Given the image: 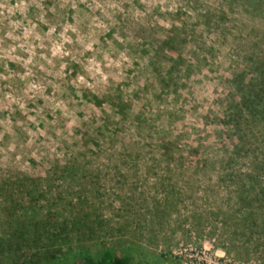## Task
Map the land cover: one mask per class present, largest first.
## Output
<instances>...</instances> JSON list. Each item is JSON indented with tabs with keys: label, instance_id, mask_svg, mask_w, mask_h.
<instances>
[{
	"label": "rangeland",
	"instance_id": "374dc122",
	"mask_svg": "<svg viewBox=\"0 0 264 264\" xmlns=\"http://www.w3.org/2000/svg\"><path fill=\"white\" fill-rule=\"evenodd\" d=\"M261 57L264 0H0V264H264Z\"/></svg>",
	"mask_w": 264,
	"mask_h": 264
},
{
	"label": "trees",
	"instance_id": "16d2710c",
	"mask_svg": "<svg viewBox=\"0 0 264 264\" xmlns=\"http://www.w3.org/2000/svg\"><path fill=\"white\" fill-rule=\"evenodd\" d=\"M237 77L239 78L236 81L238 87L237 90L239 92V107L237 106L239 115L244 117L245 113H247L249 114V117L257 120V125L264 124V57L260 58L258 65L256 64L254 69L250 70L248 73H240ZM229 117L230 122L235 123V121H237L235 120L236 118H233V116ZM17 235L18 234L15 230H12L9 232L6 239H0V242H4L5 245L8 246V255L13 253L12 245H14L16 238L19 237ZM17 247H13V250H18ZM9 258L13 259L12 256ZM21 263H18L16 258L9 264ZM72 264H131V262L128 257L113 256L112 254L105 252L96 260H93L91 256H77Z\"/></svg>",
	"mask_w": 264,
	"mask_h": 264
}]
</instances>
